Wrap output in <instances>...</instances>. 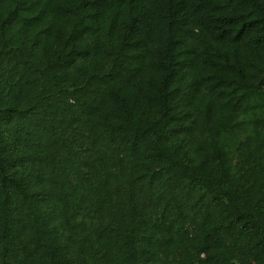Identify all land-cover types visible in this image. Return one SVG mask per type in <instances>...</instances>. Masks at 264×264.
Segmentation results:
<instances>
[{"label": "trees", "instance_id": "1", "mask_svg": "<svg viewBox=\"0 0 264 264\" xmlns=\"http://www.w3.org/2000/svg\"><path fill=\"white\" fill-rule=\"evenodd\" d=\"M0 264H264V0H0Z\"/></svg>", "mask_w": 264, "mask_h": 264}]
</instances>
